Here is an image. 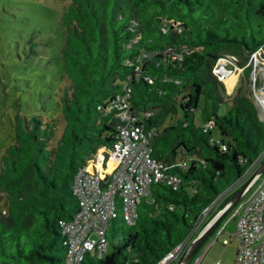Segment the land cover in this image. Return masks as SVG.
<instances>
[{"label": "trees", "instance_id": "16d2710c", "mask_svg": "<svg viewBox=\"0 0 264 264\" xmlns=\"http://www.w3.org/2000/svg\"><path fill=\"white\" fill-rule=\"evenodd\" d=\"M60 25L61 67L35 73L42 86L57 82L55 97L52 85L38 96L54 102L19 111L0 156V264H63L61 223L78 208L74 177L115 141L123 108H103L118 95L151 134L153 156L181 181L153 183L132 225L118 199L110 251L83 264H156L196 236L264 158V120L250 93L229 92L213 71L232 55L250 78L249 57L264 50V0H68Z\"/></svg>", "mask_w": 264, "mask_h": 264}, {"label": "built area", "instance_id": "2783aa9c", "mask_svg": "<svg viewBox=\"0 0 264 264\" xmlns=\"http://www.w3.org/2000/svg\"><path fill=\"white\" fill-rule=\"evenodd\" d=\"M260 52L264 53V50L253 53L249 62L262 58ZM256 69L254 62L253 71ZM124 99V95L115 96L103 108L105 113L115 105L123 108L119 113L123 123L119 125L115 141L108 149L102 148L96 152L75 174L73 191L78 208L71 219L61 223L67 246L63 264H83L87 254L100 258L107 252L109 241L106 232L110 220L119 214L118 199L125 223L132 225L139 216L138 205L153 183L166 182L174 188L180 184V176L170 171L164 161L153 156L151 134L146 133L143 125L135 123L132 113L125 110L128 105ZM260 112L264 120V104L260 105ZM184 164L179 162L176 165ZM255 184L249 198L233 206L238 240L233 264H264V173L256 176L248 190ZM207 214L208 211L203 217ZM193 232L156 264L179 260L195 237ZM222 235L219 229L213 242ZM223 242L228 243V240L224 239Z\"/></svg>", "mask_w": 264, "mask_h": 264}, {"label": "rangeland", "instance_id": "374dc122", "mask_svg": "<svg viewBox=\"0 0 264 264\" xmlns=\"http://www.w3.org/2000/svg\"><path fill=\"white\" fill-rule=\"evenodd\" d=\"M67 4L68 0H0V156L5 147L13 141L12 120L15 119L16 114L20 111L30 116L35 112V109L32 110L35 103L41 107L42 104L46 106L54 102L53 92L57 82L53 81V84L42 86L37 81L35 73L40 72L39 69L43 71L61 67L59 48L64 43L66 32L60 25V17L63 7ZM44 42L45 47H43ZM29 43H34L32 46L34 51L30 49ZM41 52L44 57H41ZM260 55L262 58L257 57V60H252L253 65L254 62L257 64V69L251 73L250 78H247V72L234 62L236 60L234 56L225 55L222 58L234 65L235 75L232 76L233 73L229 72V78L227 77L224 82L227 90L250 93L262 117L260 105L264 104V92L261 90L264 82V53L260 52ZM33 65H36L34 70ZM29 73L32 81L27 86L25 81ZM46 76H50V71L49 74L46 72ZM50 85L54 97L44 95L45 102L42 103L38 98L40 91L47 94ZM263 160L264 158L254 165L247 177L227 191L225 199H230L239 190ZM255 187L256 184L246 191L240 202L246 201ZM138 208L142 209L141 203ZM236 225L237 217L234 216L232 208L187 264L218 262V264H233L238 247ZM219 229L223 235L213 242ZM224 239H227L228 243H224ZM110 249L109 246L107 252ZM177 261L169 264H176Z\"/></svg>", "mask_w": 264, "mask_h": 264}, {"label": "water", "instance_id": "95a60500", "mask_svg": "<svg viewBox=\"0 0 264 264\" xmlns=\"http://www.w3.org/2000/svg\"><path fill=\"white\" fill-rule=\"evenodd\" d=\"M261 90L264 92V82L261 85ZM261 158H259L260 160ZM259 160L256 162L258 163ZM264 172V160L261 161L258 168L252 175L242 184L239 190L228 200V202L213 216V218L197 233V235L187 245L183 255L179 258L176 264L186 263L200 248V246L208 239V237L216 230L221 224L222 220L230 212L235 204H237L244 196L248 188L251 186L256 176Z\"/></svg>", "mask_w": 264, "mask_h": 264}, {"label": "bare ground", "instance_id": "6f19581e", "mask_svg": "<svg viewBox=\"0 0 264 264\" xmlns=\"http://www.w3.org/2000/svg\"><path fill=\"white\" fill-rule=\"evenodd\" d=\"M233 70H234V65L230 64L227 60L220 57L217 60L213 71L223 82H225V79L228 77L229 72L233 73L234 72ZM233 75L235 74L233 73L232 76Z\"/></svg>", "mask_w": 264, "mask_h": 264}, {"label": "crops", "instance_id": "0c3cea01", "mask_svg": "<svg viewBox=\"0 0 264 264\" xmlns=\"http://www.w3.org/2000/svg\"><path fill=\"white\" fill-rule=\"evenodd\" d=\"M226 193H227V191H226V192L220 197V199H219V201H218V204L222 203V202L225 200ZM221 200H223V201H221ZM204 218H205V217H203L201 221H203ZM189 243H190V242H189ZM189 243H188V244H189ZM237 249H238V247H237Z\"/></svg>", "mask_w": 264, "mask_h": 264}]
</instances>
